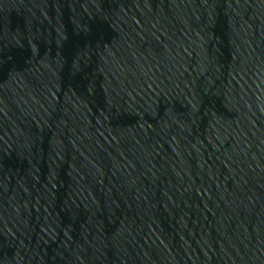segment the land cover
I'll use <instances>...</instances> for the list:
<instances>
[{
    "label": "water",
    "instance_id": "95a60500",
    "mask_svg": "<svg viewBox=\"0 0 264 264\" xmlns=\"http://www.w3.org/2000/svg\"><path fill=\"white\" fill-rule=\"evenodd\" d=\"M0 264H264V0H0Z\"/></svg>",
    "mask_w": 264,
    "mask_h": 264
}]
</instances>
